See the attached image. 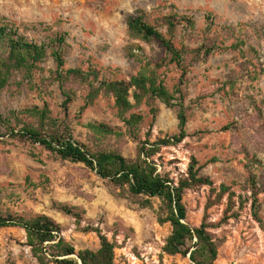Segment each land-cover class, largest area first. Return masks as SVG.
Segmentation results:
<instances>
[{
    "label": "rangeland",
    "instance_id": "374dc122",
    "mask_svg": "<svg viewBox=\"0 0 264 264\" xmlns=\"http://www.w3.org/2000/svg\"><path fill=\"white\" fill-rule=\"evenodd\" d=\"M166 5L175 6L180 14L194 16L196 21L195 30L180 26L178 44L194 48L203 42L209 45L225 42L229 46L239 38L245 43L243 52H216L207 61L195 62L182 80L181 69L170 63L163 47L133 38L127 28L128 18L138 9L153 17L158 9L167 12ZM209 13L213 15V24L206 30ZM0 16L16 21L22 33L38 42L56 33L66 34L68 68L87 69L95 64L116 73L118 78L129 79L140 69L139 57L153 65L164 62L159 70L161 78L171 90L180 85L191 109L189 136L180 145L163 149L165 163L161 170L170 171L178 179L186 175L195 157L201 175L210 177L216 186L223 183L232 186L237 195L250 196L247 182L250 171L257 174L264 186V165L251 170L246 166L247 156H256L264 162V114L260 115L251 102V98L264 99V74L252 80L255 64H264V0H0ZM34 24L39 29H34ZM252 47L258 49L259 56ZM42 67L44 70L36 74L37 85L33 89L26 83L19 84L23 82L20 74L5 88L1 98L5 116L47 101L54 116L64 117L57 86H49L53 94L42 90V77H48L56 64L49 57ZM228 80L236 82L232 89L222 85ZM79 94L70 110L77 138L88 142V130L82 124L89 121L123 126L114 100L104 96L85 110L80 124L75 120L84 104L82 93ZM153 108L158 111L144 103L133 110L145 116L140 137L145 139L149 131L153 140L178 133V108H168L159 100ZM0 130L6 131L1 126ZM0 140V210L47 214L63 226L64 236L78 250L98 249L97 234L82 232L75 219L54 204L78 206L86 210L84 224H101L109 238L117 241V264H192L189 257L163 252L172 227L170 223L158 222L159 200H154L153 208H140L114 193L107 180L84 164L60 159L38 144L9 137ZM137 144L127 137L122 146L127 158L136 156ZM216 198L209 186L187 190L184 197L192 226H199L206 215L208 223L220 224L210 229L221 241L215 264H264V231L254 219L251 202L243 209L237 203L226 214L227 197L208 208L210 199ZM259 199L264 218V192ZM225 216L233 217L222 223ZM25 243L23 229H0V264H39Z\"/></svg>",
    "mask_w": 264,
    "mask_h": 264
},
{
    "label": "trees",
    "instance_id": "16d2710c",
    "mask_svg": "<svg viewBox=\"0 0 264 264\" xmlns=\"http://www.w3.org/2000/svg\"><path fill=\"white\" fill-rule=\"evenodd\" d=\"M166 11L158 9V13L152 17L146 10L140 8L136 14L128 18L127 28L133 38L146 43H157L163 47L170 63L181 69L182 80L186 78L189 68L195 62L207 61L216 52H243L242 46L245 43L239 38L229 46H226L225 42L212 45L203 42L194 48L184 43L178 44L176 37L180 26L195 30V18L192 15L180 14L175 6H167ZM206 18L210 22L206 30H210L213 15L209 13ZM32 27L39 29L37 24ZM21 29L16 21L0 16V126L6 130L5 132L0 130V138L9 137L23 143L38 144L60 159L84 164L107 180L114 193L130 199L140 208H153L154 200H159L158 222L161 225L170 223L172 227L171 234L163 246V252L170 256L180 254L189 257L192 264H215L221 241L213 236L210 229L219 227L220 224L214 226L208 223L207 215L199 226H192L188 222V210L184 203L187 190L209 186L211 193L216 194L217 198L213 201L210 199L208 208L227 197L226 214L232 211L237 203H240V208L243 209L250 201L254 219L264 231L262 204L259 199L264 192V186L260 185L261 182L253 171H250L247 178L251 194L244 197L237 195L232 186L225 183L216 186L210 177L201 175V167L195 157H192L186 175L178 179L172 177L170 171L161 170L165 163L163 149L180 145L189 136L187 125L191 109L186 103V94L180 85L171 90L164 78H161L159 70L164 62L153 65L139 55H133L132 57H139L141 66L138 73L129 79L118 78L116 73H111L103 67L99 68L95 64H91L87 69L68 68L66 34L56 33L47 40L38 42L29 39ZM139 49L143 48L139 46ZM251 49L259 56L257 48ZM49 57L54 60L56 68L49 70L48 77H42L41 89L45 93L53 94L49 91V86H57L62 97L61 108L64 117L54 116L47 101H44L43 105L13 110L10 116H5L1 111V98L5 88L20 74L23 82L19 84L26 83L33 89L37 85L36 74L43 72L42 64ZM257 59L259 60V57ZM252 73L254 74L252 80H257L264 74V64H255ZM222 85L225 88L230 86L232 89L236 82L228 80ZM79 93H82L84 104L79 109L76 121L82 124L81 119L85 110L104 96L114 100L123 126H112L103 121H89L82 124L88 130V142L77 138L70 110L79 98ZM157 100L168 108H178L179 131L154 140L149 131L145 139H142L140 132L145 116L133 110L146 103L156 112L158 110L153 106ZM251 102L254 109L263 115L264 99L257 101L251 98ZM127 137L135 139L138 143L133 159L127 158L122 151ZM247 157L249 162L246 166L250 170L254 166L264 165L256 156ZM235 197H238V201ZM54 205L64 214L73 217L82 232L96 233L100 247L78 250L64 236L63 226L47 214L25 215L10 209L0 210V229L13 227L23 229L26 234L25 244L39 264H117V241L109 238L101 224H84L86 210L78 206L62 202H56ZM233 216H225L222 223L228 222Z\"/></svg>",
    "mask_w": 264,
    "mask_h": 264
}]
</instances>
